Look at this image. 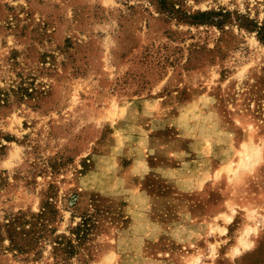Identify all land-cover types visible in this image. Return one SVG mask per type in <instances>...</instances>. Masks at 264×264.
Here are the masks:
<instances>
[{"label": "rangeland", "instance_id": "374dc122", "mask_svg": "<svg viewBox=\"0 0 264 264\" xmlns=\"http://www.w3.org/2000/svg\"><path fill=\"white\" fill-rule=\"evenodd\" d=\"M0 264H264V0H0Z\"/></svg>", "mask_w": 264, "mask_h": 264}, {"label": "trees", "instance_id": "16d2710c", "mask_svg": "<svg viewBox=\"0 0 264 264\" xmlns=\"http://www.w3.org/2000/svg\"><path fill=\"white\" fill-rule=\"evenodd\" d=\"M210 14H213V13H210ZM202 15H204V14H202ZM11 242H12V244H13V246H14L15 248H19V247L17 246L16 243H14L13 241H11Z\"/></svg>", "mask_w": 264, "mask_h": 264}]
</instances>
